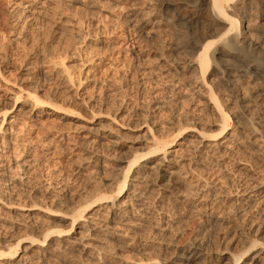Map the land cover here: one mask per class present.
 Instances as JSON below:
<instances>
[{
  "label": "bare ground",
  "instance_id": "bare-ground-1",
  "mask_svg": "<svg viewBox=\"0 0 264 264\" xmlns=\"http://www.w3.org/2000/svg\"><path fill=\"white\" fill-rule=\"evenodd\" d=\"M59 1L24 0L23 21H31L49 5L59 4ZM105 1L99 3L98 11L104 10ZM132 4L122 22L131 28L141 24L142 29L148 28L144 34L156 37L172 21L184 26L181 27L183 29L188 27L192 30L190 39L183 44V40L179 39V43L171 49L174 53L189 56V59L185 66L177 67L181 75L176 74L177 79H171L170 83L177 89L186 81L193 93L205 100L211 119L204 123L194 116L182 124L181 128L188 129L189 136L195 138L194 157L186 164L179 163L178 167L183 169L185 166L193 171L196 159L212 160L218 176L210 174V183L215 185L225 179L232 182L233 192H214L215 195H212L207 189L203 196L191 199V191L187 196H181L176 187L173 188L180 182L165 176L162 170L166 165L177 164L168 158V149L174 140L182 138L179 135L182 129L176 130L178 133L175 131L165 139H152V145L147 150L141 149L126 161L117 162L111 172L108 170L110 173L105 164L96 158L90 174L105 177L101 185L95 186L97 189L104 187V194L101 191L99 194L102 196L97 198L96 193L91 194L82 204L75 202L77 204L67 214L69 217L48 215L44 205L35 202L23 204L19 202V193L0 192V264H37L49 256L64 253V250L80 255L82 260H79L84 264H165L169 262L166 259H169L170 253L175 252L173 247L182 227L181 215L188 219L205 216V223L215 228L214 238L219 235L220 229L232 228L231 220L224 216L226 213L223 210L215 212L218 205L227 203L233 206L241 227L239 225L240 230L236 233L234 230L231 237L228 231L222 233L227 240L223 249H215L210 254L205 244L208 241L203 242L196 237L171 264H264V118L254 110L257 108L255 98L264 96V0H154L148 3L134 0ZM136 18L140 23L133 24ZM160 52L157 60L162 63L164 74H168L173 61ZM137 53L140 55L142 51ZM56 65L64 73L66 81L72 83L64 62L59 61ZM187 71L194 73L192 77L182 75ZM253 82L254 85H261L257 94L250 92L254 88H249ZM26 98L31 108L45 104L30 93ZM230 119L233 120L231 124ZM8 121L4 116L0 121V162L13 143L11 136L16 133V118ZM199 125L203 128L196 127ZM146 132L149 133V130L146 129ZM186 138L180 139L178 145L183 146ZM28 152L15 159V168L20 169L22 176L17 179L18 186L26 185L30 179L32 158ZM187 171L179 173L180 185L189 182L185 177ZM200 180L204 183L203 188L209 187L206 179L200 177ZM195 181L198 183V180ZM31 194L27 193L29 201ZM207 199L209 201H205ZM49 203L59 204L53 200ZM167 203L169 206H166ZM253 207H258L255 218L250 214ZM43 216L55 217L67 224L50 227ZM207 217L213 218V221L207 220ZM254 219L260 221L256 229ZM4 229L21 234H1ZM209 240V243L214 242L211 241L212 234ZM129 253L137 258L126 256Z\"/></svg>",
  "mask_w": 264,
  "mask_h": 264
},
{
  "label": "rangeland",
  "instance_id": "rangeland-1",
  "mask_svg": "<svg viewBox=\"0 0 264 264\" xmlns=\"http://www.w3.org/2000/svg\"><path fill=\"white\" fill-rule=\"evenodd\" d=\"M80 1L83 3L60 0L62 5L59 2L53 3L43 13L25 23L22 19L23 6L26 4L24 0H0V121L3 116L6 122L12 117L17 121L14 124L16 133L11 136L13 143L0 162V192L14 195L19 193V202H35L44 205L43 209L48 215L66 217H69L77 203L87 201L91 194L96 193L95 198L104 194V187L98 190L95 186L101 185L105 177L90 174L96 158L105 164L110 173L117 162L126 161L136 151L147 150L152 145V139L162 140L182 129L186 119L198 116L204 123L211 119L205 100L193 93L186 81L177 89L171 87L170 83L171 79H177L176 74L181 75L178 68L185 66L189 59V56L174 53L171 49L179 41L183 40V44L190 39L192 30L188 27L183 29L184 26L172 21L154 37L150 33L144 34L148 28L142 29L137 18L133 24L138 26L132 28L122 22L134 0ZM104 1L107 2L104 10L98 11L97 6ZM140 1L148 3L154 0ZM138 50L143 55H139ZM160 51L173 61L168 74H164L162 63L157 60ZM59 61L64 62L72 83L66 81L64 73L56 65ZM193 74L192 71L182 72L186 78ZM254 83L249 86L255 88L250 92L257 94L261 85ZM27 93L45 104L31 108ZM16 96L18 100L14 98ZM262 97L255 98L257 108L254 110L264 118ZM231 119L230 124L233 123ZM187 130L182 129L179 133L182 138L187 137L183 140L184 145H178L182 138L177 137L168 149V158L175 161L176 166L166 165L162 174L181 183L179 173L189 170L185 176L189 182L173 185V188L176 187L181 196H187L188 191H191V199L203 196L207 189L212 195H215L214 192H233L232 182L225 179L215 185L210 183V174L218 176L212 160L195 158L197 163L192 166L193 171L185 166L183 169L178 167L179 163L186 164L187 160L194 157L192 150L195 138L189 136ZM25 152L32 158L31 174L28 175L30 179L26 177L29 179L26 183L29 184L18 186L17 179L22 176L20 169L15 168V159H20ZM200 177L211 186L203 188L204 183ZM27 193H32L30 201ZM50 200L59 204H50ZM218 207L215 212L223 210L226 213L224 216L230 218L232 228L220 229V236L213 238L215 228L205 223V216L188 219L181 215L182 227L173 247L175 252L170 253L169 259H166L169 262L165 264L175 261L176 255L192 239L208 241L205 244L210 254L215 249H223L227 240L222 237V233L228 231L231 237L234 230V233L240 230L241 225L233 206L227 203ZM252 209L250 214L255 218L258 207ZM42 218L50 227L67 224L59 222L55 217ZM209 220L213 221V218ZM254 220L256 229L260 221ZM9 231L4 229L1 234H9ZM14 234L18 236L21 233L11 232L9 235ZM211 234V241L214 242L209 243ZM76 254L64 250V253L47 257L49 261L45 258L37 264H84L80 255ZM131 254L126 256L137 258Z\"/></svg>",
  "mask_w": 264,
  "mask_h": 264
}]
</instances>
